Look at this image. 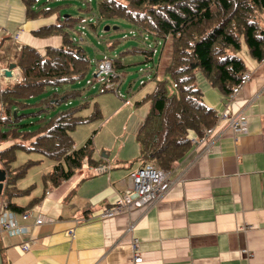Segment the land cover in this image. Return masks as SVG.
<instances>
[{
	"label": "crops",
	"instance_id": "crops-1",
	"mask_svg": "<svg viewBox=\"0 0 264 264\" xmlns=\"http://www.w3.org/2000/svg\"><path fill=\"white\" fill-rule=\"evenodd\" d=\"M57 16L61 17L59 10L26 19L23 0H0V85L17 80L21 46L42 53L46 46L59 45V36L34 35L40 27L54 24ZM65 16L71 15L61 18ZM242 60L250 78L229 108L246 116L245 133L216 130L208 153L204 142L191 143L169 170L173 183L158 203L149 208L134 204L105 218L99 216L100 211L129 187V173L142 164L132 161L139 155L135 134L146 113L132 130L134 139L121 136L119 148L111 149L114 140L94 142L92 159H104L98 166H109L107 171L96 173L95 165L84 163L69 179L50 186L42 178L51 170L48 165L40 176L16 181V188L26 192L11 197V202L52 221L33 226L29 220V238L0 233L1 263L133 264L130 243L135 237L140 252L136 264H264V58L257 61L245 55ZM12 63L16 66L6 75ZM195 80L205 105L220 112L222 94L199 71ZM188 136L201 140L202 133L191 131ZM0 201L7 202V198L0 197ZM25 240L29 249L22 251L20 244Z\"/></svg>",
	"mask_w": 264,
	"mask_h": 264
},
{
	"label": "trees",
	"instance_id": "trees-1",
	"mask_svg": "<svg viewBox=\"0 0 264 264\" xmlns=\"http://www.w3.org/2000/svg\"><path fill=\"white\" fill-rule=\"evenodd\" d=\"M39 1L23 0L26 19L58 12V5L49 6L46 0L38 5ZM95 1L98 19L126 20L155 41L172 37L168 60L160 73L157 69L152 72L154 87L143 97L149 108L135 134L139 155L132 161L149 162L169 171L190 149L188 134H201L216 122L217 114L202 100L195 72L199 71L225 97L245 72L244 61L230 51H238L243 41L253 59L264 58V0ZM80 23L79 17L57 16L54 24L36 30L37 37L59 36V45L46 46L42 53L34 47L21 46L16 59L17 80L0 85V146L11 142L0 147L1 170L6 174L0 197H6V206L16 212L27 207L10 200L26 192L17 189L15 182L37 161L11 167L15 147L53 160L51 170L42 176L50 186L69 179L84 163L98 166L104 161L92 159V135L78 146L71 136L78 124L98 117L99 108L94 105L88 114L80 115L85 102L68 103L81 99L82 92L58 91L82 78L91 65L86 50L71 34L79 32ZM120 53L141 54V62L146 64L152 61L153 48L131 46ZM121 57L109 59L115 72L124 67ZM112 79L115 78H107ZM48 89L50 92L44 96ZM100 89L105 90L104 84ZM61 104L66 106L57 108Z\"/></svg>",
	"mask_w": 264,
	"mask_h": 264
},
{
	"label": "rangeland",
	"instance_id": "rangeland-1",
	"mask_svg": "<svg viewBox=\"0 0 264 264\" xmlns=\"http://www.w3.org/2000/svg\"><path fill=\"white\" fill-rule=\"evenodd\" d=\"M47 4L49 6L60 5L58 10L61 17L62 15H71L80 18L83 29H80L79 26L77 29H80L81 32L72 31L71 34L86 50L91 63L82 78L64 85L58 90L76 89L82 92L81 99H71L68 103L69 105H75L85 102V106L79 112L80 115L88 114L92 111L94 105L99 108L100 115L98 117L78 124L74 128L71 132L73 142H80L79 145H81L92 135L93 141L97 144H103L106 139L109 140L110 144L114 140L115 145L111 149L119 148L121 136L129 141L132 138L134 139L135 131L132 130L139 126L149 108V103L143 97L147 90L151 89L152 86L154 87L155 83L151 78L152 72L155 71L157 66L159 70L162 69L168 60L172 37L168 36L164 41H155L150 35L139 33L126 20L98 19L95 0H58V3L55 0H50ZM88 23H92L93 26L88 25ZM105 27H109V29L106 30ZM131 46L152 47V61L143 64L140 61L142 59L141 54L130 53L124 55L120 53ZM230 52L242 59H245V55H249L243 41L238 51L231 50ZM96 53L107 59L116 58L118 55L122 56L121 62L124 67L121 71L116 72L118 74L117 78L109 81L114 83L111 88L101 90L100 87L103 82L93 76L98 62L95 59ZM158 69L157 71L160 73ZM88 81L91 83L88 84ZM49 92L48 89L44 96ZM65 106L66 104H61L57 108H64ZM14 150L15 158L11 163V167H17L28 160L37 159V162L30 165L17 181L26 182L40 176L48 168V165L52 168L53 160L39 152L26 151L20 147H15ZM113 150L108 151V154L109 152L112 154ZM1 168L0 164V170ZM14 198H19V196Z\"/></svg>",
	"mask_w": 264,
	"mask_h": 264
},
{
	"label": "built area",
	"instance_id": "built-area-1",
	"mask_svg": "<svg viewBox=\"0 0 264 264\" xmlns=\"http://www.w3.org/2000/svg\"><path fill=\"white\" fill-rule=\"evenodd\" d=\"M79 26L80 29H83L82 24ZM14 38L17 39V35ZM2 74L3 71H0V75ZM93 76L100 79L105 88H111L114 86V83L109 82L110 80H107V78L109 76L117 78L118 74L114 71L111 61L103 58L97 62L96 71ZM249 78L250 75L247 72L241 74L239 82L232 88L231 93L223 97L224 108L217 113L216 122L212 126L203 129L201 140L191 139L190 141L193 145L200 141L204 142L205 153H208L212 145L211 138L215 135L216 130L219 131V134H222L225 129H228L234 135L247 131L248 123L246 116L242 112H231L229 107L239 97L242 87L248 82ZM87 83L90 84L91 82L88 81ZM108 168L109 166L99 165L94 167L93 170L96 173H102L107 171ZM128 177L130 181L129 187L117 197L111 206L105 207L100 211V217L105 218L116 214L121 209L128 208L134 204L146 208L152 207L158 203L173 183L169 178V171H162L149 162H143L139 167L131 171ZM19 220L22 222H19ZM29 220L33 221L31 224L33 226H41L52 221L47 216L41 213H34L31 210L16 212L8 208L5 201H0V233H5L11 237L29 238L31 226L29 225ZM128 230L132 231V225ZM69 234L72 235V231H69ZM130 245L132 249L131 261L133 264H136L140 259L138 239L132 237ZM20 248L22 251H27L29 249V241H23L20 244Z\"/></svg>",
	"mask_w": 264,
	"mask_h": 264
},
{
	"label": "water",
	"instance_id": "water-1",
	"mask_svg": "<svg viewBox=\"0 0 264 264\" xmlns=\"http://www.w3.org/2000/svg\"><path fill=\"white\" fill-rule=\"evenodd\" d=\"M106 30L109 29V27H105ZM104 58L103 55H96L95 59L96 60H102ZM16 65L14 63L10 64L9 67L7 68V70H5V74L6 75H10V70L13 69ZM5 177H6V174H5V171L3 170H0V192H1V189H2V186H3V183L5 181ZM0 264L1 263V258H0Z\"/></svg>",
	"mask_w": 264,
	"mask_h": 264
},
{
	"label": "bare ground",
	"instance_id": "bare-ground-1",
	"mask_svg": "<svg viewBox=\"0 0 264 264\" xmlns=\"http://www.w3.org/2000/svg\"><path fill=\"white\" fill-rule=\"evenodd\" d=\"M213 125V124H212ZM43 185V184H42Z\"/></svg>",
	"mask_w": 264,
	"mask_h": 264
}]
</instances>
